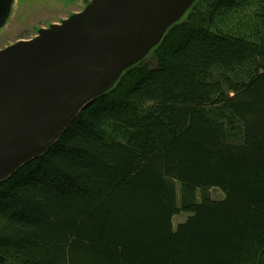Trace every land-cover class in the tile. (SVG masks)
Returning <instances> with one entry per match:
<instances>
[{"label":"trees","instance_id":"trees-1","mask_svg":"<svg viewBox=\"0 0 264 264\" xmlns=\"http://www.w3.org/2000/svg\"><path fill=\"white\" fill-rule=\"evenodd\" d=\"M0 264H264V0L196 1L1 181Z\"/></svg>","mask_w":264,"mask_h":264},{"label":"water","instance_id":"water-1","mask_svg":"<svg viewBox=\"0 0 264 264\" xmlns=\"http://www.w3.org/2000/svg\"><path fill=\"white\" fill-rule=\"evenodd\" d=\"M196 1L91 0L33 39L0 50V182L53 147Z\"/></svg>","mask_w":264,"mask_h":264},{"label":"rangeland","instance_id":"rangeland-1","mask_svg":"<svg viewBox=\"0 0 264 264\" xmlns=\"http://www.w3.org/2000/svg\"><path fill=\"white\" fill-rule=\"evenodd\" d=\"M91 0H13L4 25L0 28V50L19 40L33 39L41 29L53 24H60L69 17L82 12ZM156 66L154 59H149ZM210 197L222 200L223 193L213 188ZM200 196V191L197 193ZM178 201L180 195L178 192ZM188 213H181L173 218V228L186 222Z\"/></svg>","mask_w":264,"mask_h":264},{"label":"flooded vegetation","instance_id":"flooded-vegetation-1","mask_svg":"<svg viewBox=\"0 0 264 264\" xmlns=\"http://www.w3.org/2000/svg\"><path fill=\"white\" fill-rule=\"evenodd\" d=\"M13 0H0V21L7 18Z\"/></svg>","mask_w":264,"mask_h":264}]
</instances>
